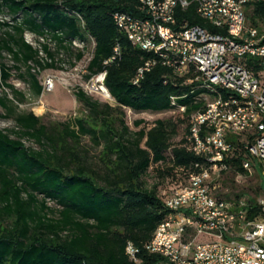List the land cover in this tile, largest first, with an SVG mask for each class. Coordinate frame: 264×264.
<instances>
[{
    "label": "trees",
    "instance_id": "trees-1",
    "mask_svg": "<svg viewBox=\"0 0 264 264\" xmlns=\"http://www.w3.org/2000/svg\"><path fill=\"white\" fill-rule=\"evenodd\" d=\"M1 1L0 6L21 18L15 17L14 24L4 23L11 30L0 37V54L5 50L27 67L36 95L43 93L39 70L55 66L54 53L43 44L51 61L43 60L40 50L26 41V31L42 37L50 34L65 49L73 41L84 44L92 39L86 77L106 71L104 85L115 104L93 99L78 89L74 95L84 111L72 120L47 126L32 111L17 114L19 135L34 138L39 150L0 129V264H159L164 256L150 252L146 245L169 213L165 204L169 185L193 170L195 162H204L188 146L189 120L217 92L194 80L197 73H176L153 52L134 45L116 25L115 11L143 16L140 0ZM246 15L247 25L261 27L264 1L250 3ZM176 17L179 24L208 26L194 3L186 9L177 6ZM116 47L119 55L105 63L115 55ZM83 56V50L76 53L78 60ZM149 60L155 63L135 83L139 68ZM245 61L254 74L262 70L258 58ZM9 77V69L1 64L0 89L12 88ZM9 102L0 92V105L11 112ZM180 107H184L188 124L177 144L171 142L175 127L170 120L157 119L149 129L132 131L124 119L125 109L167 112ZM143 123V119L135 121L137 126ZM83 139L99 148L97 166L89 162ZM227 140L234 152L225 159L228 169L221 174L232 170L249 174L243 163L252 159L249 147L254 134L230 133ZM259 188L264 192L263 184ZM224 198L234 210L243 209L247 219L261 213L253 197L234 193ZM128 241L139 249L138 263L126 254Z\"/></svg>",
    "mask_w": 264,
    "mask_h": 264
},
{
    "label": "built area",
    "instance_id": "built-area-1",
    "mask_svg": "<svg viewBox=\"0 0 264 264\" xmlns=\"http://www.w3.org/2000/svg\"><path fill=\"white\" fill-rule=\"evenodd\" d=\"M260 1L264 0H140L143 16L113 13L116 25L134 45L153 52L180 75L197 73L194 80L217 92L189 120L188 146L204 162H195L193 170L168 188L169 213L146 245L164 256L159 264H264V197L258 201L260 215L247 219L243 209L234 210L214 192L215 180L228 169L225 159L234 152L227 140L230 133L254 134L249 154L262 163L264 174V20L261 27L249 26L246 15L248 5ZM191 3L208 26L178 23L176 7L186 9ZM117 55L119 47L105 63ZM249 57L258 58L262 70L257 75L247 66ZM154 63L149 60L139 68L135 83ZM105 76L106 71L92 76V89L110 96ZM53 85L49 79L45 89L51 91ZM172 103L176 105L175 97ZM252 159L243 163L250 173ZM125 251L139 262L133 242H127Z\"/></svg>",
    "mask_w": 264,
    "mask_h": 264
},
{
    "label": "rangeland",
    "instance_id": "rangeland-1",
    "mask_svg": "<svg viewBox=\"0 0 264 264\" xmlns=\"http://www.w3.org/2000/svg\"><path fill=\"white\" fill-rule=\"evenodd\" d=\"M0 3H2L1 0ZM15 17L20 19L21 15L15 16L6 6H0V37H5L11 30L9 25L14 24ZM4 23L9 25H5ZM24 36L26 41L40 50V55L43 60L51 61L42 50V45L47 44L54 53L55 66L39 70L38 79L43 86V93L36 95L26 73L27 67L21 62H16L9 52L5 50L1 52L0 65L4 64L9 69L10 77L7 83L12 85V88L3 86L0 92L1 95L8 97L10 100L9 106L13 111L10 112L7 108L0 105V129L9 133L12 138H18L19 136L26 146L39 150L41 146L34 138L27 135H19L22 133V129L16 124L15 116L17 114L32 111L42 117V122L47 126L72 120L74 117L80 116L84 111V106L74 95L78 89L83 90L93 99H98L101 102L108 101L113 105L115 103L111 98L106 97L102 91H94L92 89V78L86 77V65L91 57L94 46L92 39L89 38L84 43L85 45L81 43L67 44V49H65L58 47V44L50 34H45L42 37L26 31ZM79 50L84 51V56L81 60L76 58V53ZM49 79H52L54 83L51 91L45 89L46 82ZM208 98V96H205L204 100H208ZM124 119L132 131H139L143 127L149 129L157 119L170 120L172 126L175 127V134L171 141L173 144H177L180 141L188 124L186 116L178 109L167 112H134L125 109ZM140 119H143L144 123L137 126L135 121ZM82 148L89 162L93 166H97L99 148L93 146L87 139H83ZM169 155L170 151L167 152V157ZM251 162L254 164L255 169L253 168L249 174H237L233 170L222 173L219 179L215 180L217 188L214 192H217L218 195L223 197L234 193H242L243 198L248 199L253 197L258 201L264 197V192L259 188V184L264 185L262 163L256 159H252ZM156 166L153 165L154 168ZM158 167L161 169L162 166L159 165ZM149 183H152V181H149ZM48 205L51 208H56V205L52 201H48Z\"/></svg>",
    "mask_w": 264,
    "mask_h": 264
},
{
    "label": "bare ground",
    "instance_id": "bare-ground-1",
    "mask_svg": "<svg viewBox=\"0 0 264 264\" xmlns=\"http://www.w3.org/2000/svg\"><path fill=\"white\" fill-rule=\"evenodd\" d=\"M105 89H106V88H105ZM105 96L111 98V96H107V95H105Z\"/></svg>",
    "mask_w": 264,
    "mask_h": 264
}]
</instances>
